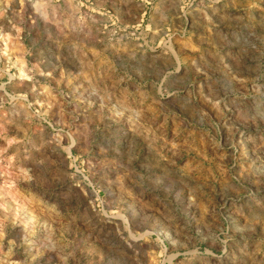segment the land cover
<instances>
[{
    "label": "rangeland",
    "instance_id": "obj_1",
    "mask_svg": "<svg viewBox=\"0 0 264 264\" xmlns=\"http://www.w3.org/2000/svg\"><path fill=\"white\" fill-rule=\"evenodd\" d=\"M0 264H264V0H0Z\"/></svg>",
    "mask_w": 264,
    "mask_h": 264
}]
</instances>
